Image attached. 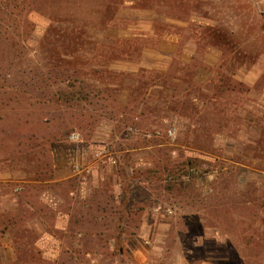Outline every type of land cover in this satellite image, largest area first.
I'll return each instance as SVG.
<instances>
[{
    "label": "rangeland",
    "instance_id": "rangeland-1",
    "mask_svg": "<svg viewBox=\"0 0 264 264\" xmlns=\"http://www.w3.org/2000/svg\"><path fill=\"white\" fill-rule=\"evenodd\" d=\"M0 264H264V0H0Z\"/></svg>",
    "mask_w": 264,
    "mask_h": 264
},
{
    "label": "built area",
    "instance_id": "built-area-1",
    "mask_svg": "<svg viewBox=\"0 0 264 264\" xmlns=\"http://www.w3.org/2000/svg\"><path fill=\"white\" fill-rule=\"evenodd\" d=\"M170 133H172V131H170Z\"/></svg>",
    "mask_w": 264,
    "mask_h": 264
}]
</instances>
